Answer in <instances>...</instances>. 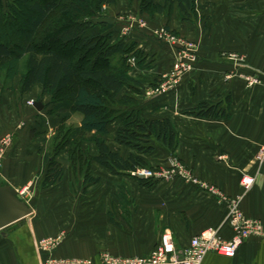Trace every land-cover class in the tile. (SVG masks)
<instances>
[{
    "label": "crops",
    "instance_id": "crops-1",
    "mask_svg": "<svg viewBox=\"0 0 264 264\" xmlns=\"http://www.w3.org/2000/svg\"><path fill=\"white\" fill-rule=\"evenodd\" d=\"M156 2L164 6L163 0ZM194 3L195 15L190 19L182 18L176 5L170 13L165 8L148 19L143 15L147 25L141 31L145 33L121 22L112 28L120 43L139 44L150 59L128 71L142 92L130 95L137 103L128 106L138 118L167 119L174 128L172 149L151 142L154 151L146 160L153 170H168L173 161L181 164L198 182L241 197L244 215L262 225V235L246 240L233 258L208 254L202 264H264V166L254 163L264 144V0ZM139 5L140 0H133L131 11L135 13ZM125 7L121 2L116 10ZM162 26L196 49L193 58L185 60L190 70L177 85L150 98L146 91L162 83L182 60L178 48L154 40L151 31ZM248 77L256 82L248 84ZM6 87L10 89L0 83V142L10 137L11 143L3 146L0 186L13 188L33 212L0 230V264H42L48 258L97 262L103 252L122 258L146 257L166 232L176 249L187 247L193 236L209 228L225 238L231 236L225 223L226 206L181 177L144 185L132 176H114L93 161L83 169L74 166L66 154L59 153L55 159L63 166L62 177L44 186L48 141L31 138L40 120L37 115L43 112L30 114L24 104L40 95L51 104L50 97L40 86L22 93L19 81ZM201 102L217 105L224 115L206 119L190 114ZM111 125L107 145L125 158L131 150L113 140L120 124L116 120ZM84 145L82 150L90 158L97 156L93 144ZM245 175L255 178L247 192L241 186ZM47 239L55 242L44 249L40 242Z\"/></svg>",
    "mask_w": 264,
    "mask_h": 264
},
{
    "label": "trees",
    "instance_id": "trees-1",
    "mask_svg": "<svg viewBox=\"0 0 264 264\" xmlns=\"http://www.w3.org/2000/svg\"><path fill=\"white\" fill-rule=\"evenodd\" d=\"M13 1L11 10L13 12L17 10L18 13L21 8V25L25 30L22 32L23 38L15 37L8 32V27L0 17V64L8 62L10 64L11 60H24V68L20 73L16 67L10 66L11 69L8 68V72L3 77L4 88L10 89L6 85H10L17 76H19L21 92L24 94H29L34 87L40 86L42 93L50 97V102L54 106L53 112L60 109L65 111L60 115L59 130L62 129V124L74 115L81 118L79 126L66 130L61 136L52 139L51 149L44 158L46 171L43 185H52L62 177L63 166L55 159L59 153L66 154L74 166L82 164L86 167L90 161H93L114 176L129 177L132 172L143 168L152 170L146 160V156L154 151L151 142L161 143L168 149H172L176 144L171 122L167 119L138 118L134 115L135 112L116 119L109 108V105L113 104L118 97V103L121 105L137 103L129 97L128 93L119 96L127 85L128 88L133 86L136 93L139 91L137 89L140 87L139 82L129 78L124 72L128 70L126 59L132 52V47L120 43L107 46L105 39L112 31V26L94 24L91 21L84 22L80 19L71 21L69 26L58 30L56 41L62 44L75 42L78 50L84 48L96 50L103 62L101 67L96 68L94 65L81 67L67 56L52 49L39 50L35 43L41 36V30L56 13L69 14L75 18H78L83 11L92 15L95 10L114 6L116 0H65L61 9L53 0ZM163 1L162 7L156 0H140L139 7L141 12L154 15L162 13L165 8L170 13L176 5L182 18L190 19L195 15L194 0ZM137 54L138 52H135L134 56L137 57ZM115 57L119 59L118 67L112 64ZM87 83L94 86L90 88L86 85ZM129 90V93L134 92L133 89ZM189 113L206 119L224 115L218 111L217 105L210 102L199 103ZM116 120L120 125L115 130L113 140L120 147L131 150L125 158L107 145L109 126ZM42 135L41 132L32 130L31 138L44 143L47 140ZM84 142L91 143L97 148L96 157L90 158L88 153L82 150ZM149 181L140 180V183L149 185Z\"/></svg>",
    "mask_w": 264,
    "mask_h": 264
},
{
    "label": "built area",
    "instance_id": "built-area-1",
    "mask_svg": "<svg viewBox=\"0 0 264 264\" xmlns=\"http://www.w3.org/2000/svg\"><path fill=\"white\" fill-rule=\"evenodd\" d=\"M141 24H143L141 22ZM160 36L166 43L176 46L180 52L182 60L176 65L170 75L159 85L151 87L146 91V96L150 98L160 97L172 90L190 70V66L185 60L193 58L196 47L193 43L173 35L171 32L161 30ZM134 60H129L133 62ZM248 84L255 83V79L245 78ZM34 100L27 102L29 109H34ZM11 143V138L7 137L0 142V162L3 156V146ZM254 163L258 167L264 166V144L259 148L254 157ZM168 170L139 169L132 172L131 176L137 178L142 176L143 180H171L175 177L184 178L186 181L199 186L206 191L216 201L226 206L225 223L228 226L231 236L225 238L219 231L213 228L203 230L198 235L193 236L187 247L176 249L172 235L168 232L162 234L159 242L150 255L146 257L122 258L113 256L107 252L99 255L98 261L91 259H54L48 258L42 264H202L208 254H215L223 258H233L240 246L249 238L262 235V225L259 221L246 217L241 209L242 198L230 197L219 191L215 187L202 184L194 179L188 171L179 163L173 161ZM255 178L245 175L241 179V186L245 192L249 191L254 185ZM54 240H42L40 245L46 249L54 245Z\"/></svg>",
    "mask_w": 264,
    "mask_h": 264
},
{
    "label": "rangeland",
    "instance_id": "rangeland-1",
    "mask_svg": "<svg viewBox=\"0 0 264 264\" xmlns=\"http://www.w3.org/2000/svg\"><path fill=\"white\" fill-rule=\"evenodd\" d=\"M34 1H39V0H32ZM42 1V0H41ZM56 1V3L59 4V9H61L63 7V4L65 2V0H53ZM123 3V5H125L126 3V7L124 8L125 10H116L118 8V6L120 5V3ZM132 2L133 0H116V4L112 7L115 8H109V7H103L100 10H95L94 13H92V15H90V13L87 12H81V14H79L78 18H75V16H71L69 14H60V13H56L50 20L49 22L46 24L45 28L41 30V36L37 39L36 43V47L39 50H43V49H52L62 55L67 56L73 63H77L79 66L81 67H88L90 65H94V67L99 68L101 67L103 64L102 60H100V56L98 54V52L96 50H90L87 48H84L83 50H78L77 49V44L75 42L73 43H69V44H62L60 42L56 41L57 38V34H58V30H60L62 27H67V25L69 26V24L74 21H76L77 19L79 20H83L84 22L87 21H91L94 24H100V25H110L113 27H115L116 22H121L122 24H126V28L129 27V29H131L132 31H141L144 29V26L147 25V19L149 17H152L153 15H150V13H143L141 12V7H137V11H135V13L133 11H131V7H132ZM14 4L13 0H0V17L3 19L2 21L6 24V26L8 27V32L12 35H14L15 37L18 38H23V34L22 32L25 30V28L23 27V25H21V8H19L20 10L17 13L13 12L11 10L12 5ZM129 9V11H128ZM115 11H117V13H115ZM113 14H115V16H113ZM146 14V18H142V16H145ZM75 18V19H74ZM141 22L143 24H141ZM120 23V24H121ZM161 30H165V27H160L158 29H155L152 32V36L154 37V40L159 42L160 44H163L165 46H168L173 49H177L176 46L170 45L168 43L165 42V40L160 36V31ZM166 31H169L166 28ZM123 32V31H121ZM144 32L145 31H141ZM125 33V32H124ZM138 34L140 35V32H138ZM120 35V34H119ZM122 35V34H121ZM124 35V34H123ZM118 36V35H117ZM116 36V32L110 31L109 36L105 39L107 42V46L111 45H115L117 43H120V39H118V37ZM121 37H125V36H121ZM122 41V40H121ZM126 46H131L132 47V52L128 55L127 59H126V67L128 70H125L124 72L127 73L128 75V71L132 70L134 68H140L143 64H145V62L148 59L147 57H145L144 55V48H140L139 44L137 43H120ZM195 46V44H194ZM14 50H16V48L13 47ZM135 52H138L137 57L134 56ZM134 60L133 62H129V60ZM112 64L114 66H119V59L118 57H115L114 60H112ZM10 66H14V68H17L18 72H22L23 68H24V60L21 61H14L11 60L10 64L9 62L6 63H1L0 64V83H3L4 80V75L8 72V68H10ZM146 66V65H145ZM143 67V66H142ZM11 69V68H10ZM130 78V77H129ZM19 81V76L15 77L14 80L12 82L17 83ZM11 82V83H12ZM158 85L160 84V82L157 83ZM88 87L92 88L94 85L91 83H87L86 84ZM127 88H124L122 90V92L120 93V97L122 96V93H128L129 96L134 95L135 94V90L132 86V88H128V85L126 86ZM129 89H133L134 93H129ZM138 95H142L141 91L137 92ZM43 96H37V100L34 99H28L24 106L27 107V102L29 100H34V102H41L43 104V106L45 107L44 110L42 111V115H37V118L39 117L40 120L37 121L36 123V131L41 132L43 135L42 136H47L49 139H46L48 141L47 144H45V148L47 149V151H49V149H51V146L53 144V138L56 136H61L62 133L64 134L66 130L75 128L76 126H78L79 123V116H73L69 121H67L66 123L62 124V129L59 130V125L61 123L60 120V112H53V108L54 106L49 104L48 101L45 102L44 98H42ZM119 98V97H118ZM116 99L115 102L111 105H109V108H111V111L113 113V115L115 116V118H121L124 116H127V114H130L132 112H130V106L128 105H121L119 102V99ZM49 100V99H48ZM48 109V106H50ZM29 111H31L30 114H34L35 111H33V109H28ZM35 110V109H34ZM53 112V113H50ZM116 125V124H115ZM114 124L111 125L115 126ZM110 127V128H111ZM114 128V127H113ZM110 141L111 137H108ZM85 146L84 143H82V147ZM81 147V148H82ZM45 149V150H46ZM80 165V164H79ZM80 167L83 169L85 168L84 166H82V164L80 165ZM153 169V168H152ZM83 171V170H82Z\"/></svg>",
    "mask_w": 264,
    "mask_h": 264
},
{
    "label": "water",
    "instance_id": "water-1",
    "mask_svg": "<svg viewBox=\"0 0 264 264\" xmlns=\"http://www.w3.org/2000/svg\"><path fill=\"white\" fill-rule=\"evenodd\" d=\"M34 108L41 112V102H35ZM143 180L142 176L137 177ZM33 208L18 198L17 192L9 186H0V230L31 215Z\"/></svg>",
    "mask_w": 264,
    "mask_h": 264
}]
</instances>
